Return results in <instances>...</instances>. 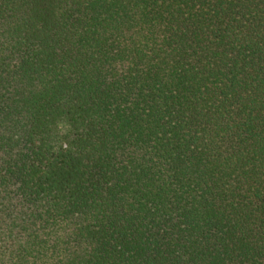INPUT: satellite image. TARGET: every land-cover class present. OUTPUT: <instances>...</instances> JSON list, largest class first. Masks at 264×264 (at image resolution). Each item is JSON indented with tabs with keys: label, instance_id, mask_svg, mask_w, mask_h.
Segmentation results:
<instances>
[{
	"label": "trees",
	"instance_id": "obj_1",
	"mask_svg": "<svg viewBox=\"0 0 264 264\" xmlns=\"http://www.w3.org/2000/svg\"><path fill=\"white\" fill-rule=\"evenodd\" d=\"M0 264H264V0H0Z\"/></svg>",
	"mask_w": 264,
	"mask_h": 264
}]
</instances>
